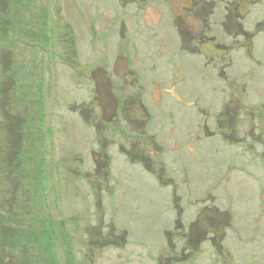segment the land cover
<instances>
[{
    "label": "rangeland",
    "instance_id": "obj_1",
    "mask_svg": "<svg viewBox=\"0 0 264 264\" xmlns=\"http://www.w3.org/2000/svg\"><path fill=\"white\" fill-rule=\"evenodd\" d=\"M78 1L99 31L115 30L119 0ZM217 1L215 21L234 23ZM77 14L73 0H0V264H209L215 236L198 227L205 211L228 220L224 245L245 242L250 226L264 231L256 18L238 20L241 32L218 29L231 45L223 61L201 70L190 67L197 56L186 59L175 93L194 106L169 93L167 66L160 79L113 76L121 103L106 124L91 64L112 71L128 43L91 41L82 24L90 19Z\"/></svg>",
    "mask_w": 264,
    "mask_h": 264
},
{
    "label": "flooded vegetation",
    "instance_id": "obj_2",
    "mask_svg": "<svg viewBox=\"0 0 264 264\" xmlns=\"http://www.w3.org/2000/svg\"><path fill=\"white\" fill-rule=\"evenodd\" d=\"M73 1L77 6L78 17L82 15L89 18L81 9L79 1ZM221 2H226L227 8H230V13L235 20L234 23L231 18L226 22L221 21L220 24L215 21L216 9L219 4L217 0H172V4L166 0H119L118 9H116L119 19L117 21L112 20L111 25H109L115 28L114 31H99L98 23L94 19L89 18V24L82 23L89 28V38L93 42H105L111 35L120 36L126 39L128 43L127 47L121 45L119 48L121 52L119 51L120 54L116 58L112 71L103 68L102 65L93 67L91 64V72L98 68L107 72L112 82L113 93L118 99L119 107L121 101L116 93L117 89L113 76L117 77L115 69L122 63L126 64L129 75L130 73L137 75L135 76L137 81L144 79L143 74L160 79L157 74H160L162 68L167 66L171 72V81L173 82L168 91L170 94L172 90L175 92L176 84L182 83V79L178 78V74L181 68L184 67L187 58L197 56L199 59L195 61V64L191 62L190 67L191 69L195 67L203 70L208 65L205 64V61H223L227 57L231 45L227 44L223 36L222 39H219L216 35L220 27L225 26L228 33H231V24L233 23L235 27L238 25L239 32H241L243 26L237 21L253 16L256 18L252 23L256 28L255 32L264 28V14L261 11L264 8V0H221ZM240 6L245 14L244 17H241L238 13ZM93 10L97 15L100 13L101 8L98 3L94 2ZM259 14L260 16H258ZM74 18L79 21L77 17ZM68 25L72 39L77 42L76 26L71 22ZM250 38H252V34ZM76 48H74L75 53ZM104 48L103 56L107 55L108 46L104 45ZM215 50H221L225 54L222 57H206L205 52L208 55H215ZM131 52H134V57L131 56ZM119 69L120 67H118ZM182 105L188 106V108L194 106L190 101H183ZM215 215L225 219L217 213ZM227 225L222 235H220L222 236L221 239L227 233ZM238 229L234 230V237L239 240L241 237L238 235ZM261 234L264 235L262 228L253 225L249 227L248 234L243 236L245 242L233 241L235 243L227 245L218 241L220 236L215 235V257L213 253L214 258L209 264H264V241H256ZM238 256H242V258Z\"/></svg>",
    "mask_w": 264,
    "mask_h": 264
},
{
    "label": "water",
    "instance_id": "obj_3",
    "mask_svg": "<svg viewBox=\"0 0 264 264\" xmlns=\"http://www.w3.org/2000/svg\"><path fill=\"white\" fill-rule=\"evenodd\" d=\"M172 4V0H166ZM238 13L241 17H244L245 14L241 10V6L238 9ZM203 53L205 51H202ZM225 53L221 50H215V55H208L205 52L206 57H222ZM125 60V59H123ZM118 67L120 69L118 70ZM115 69V75L119 78H125L129 75V70L126 67L125 63L120 64ZM91 79L94 83V92H95V102L97 103L101 119L104 123L110 124L117 118L119 102L112 90V82L108 77V74L103 69H95L91 72ZM172 96L176 101L181 102L180 97L172 90ZM228 224V221L223 218L217 217L211 211H205L198 217V227L204 229L207 233L211 235L220 236L222 235L224 228Z\"/></svg>",
    "mask_w": 264,
    "mask_h": 264
},
{
    "label": "trees",
    "instance_id": "obj_4",
    "mask_svg": "<svg viewBox=\"0 0 264 264\" xmlns=\"http://www.w3.org/2000/svg\"><path fill=\"white\" fill-rule=\"evenodd\" d=\"M29 234H30V235H34V236L37 235V233H35L34 231L30 232ZM28 242L35 243L36 241H35V240H31V241H28ZM46 249H47V248H45V249L43 250V253L47 251ZM27 250H31V249H30V248H27ZM34 255L36 256L37 254L34 253ZM11 256H12V255H11ZM42 262H44V263H41V264H49V263H50L49 260H47V261H42ZM50 264H51V263H50Z\"/></svg>",
    "mask_w": 264,
    "mask_h": 264
}]
</instances>
